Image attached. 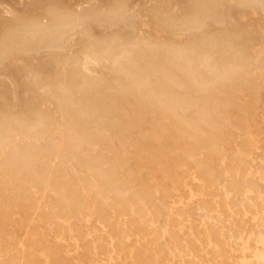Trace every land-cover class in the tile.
<instances>
[{
  "label": "bare ground",
  "instance_id": "6f19581e",
  "mask_svg": "<svg viewBox=\"0 0 264 264\" xmlns=\"http://www.w3.org/2000/svg\"><path fill=\"white\" fill-rule=\"evenodd\" d=\"M156 1L150 7L153 10ZM187 1L189 11L196 13L198 9L204 10L200 7L204 0ZM120 11L121 6L117 2L106 11L79 7L60 12L48 8L39 23L7 29L0 40V59L8 55L17 37L21 40L25 38L24 34L37 40L38 48L51 49L54 35L68 32L84 21L99 22L101 17L113 20ZM199 21L196 16L195 22ZM109 44L105 43L106 49L110 48ZM237 45L231 40L222 46L218 62L210 60L208 49L201 51L198 66L207 73L208 79L198 82L191 74L190 84L196 93L207 94L217 79L238 82L239 87L233 93L239 104L242 139L238 161L224 165L227 169L226 186L222 187L213 173L210 163L214 145L209 144L207 139H201L192 149L209 150V156L194 160L189 165L176 161L167 144L153 152V149H148L152 145L147 148V144H140L148 136H143L138 143L137 173L155 169L162 175L160 185L165 195H168L169 183L174 188L184 180L186 173H190L193 180L184 194L190 204L195 199L198 201L206 213V221L194 219L190 205L178 201L168 208L162 230H159L156 226L157 209L142 190L131 195L124 192L133 174L129 162L112 154L107 157L104 153H94V144L99 142V130L95 121L97 107L91 103L90 97L95 83L88 80L92 56L84 55L80 61H74L73 82L59 87L57 107L62 120L59 125L54 126V119L44 116L24 121L6 111L0 112V264H67L59 258L65 255V242L74 251L82 243L89 257L99 250L102 264H172L175 257L182 258L183 264H208L206 249L213 251L212 258L218 264H263L264 219L260 221L262 234L257 239L248 232L246 221H259V215L264 210V197L260 196L249 167L250 155L258 142L257 135L247 124L251 119L250 101L257 102L264 85V71L260 73L261 83L250 79L243 67L251 59ZM118 60L113 58L111 63L121 83L108 88V95L123 98L126 94H133L139 96L136 100H142L149 75L158 79L161 77L159 69L151 67L149 72L131 73L119 68ZM182 61V69L189 72L190 61L186 58ZM169 64L172 65V62ZM217 64L221 65L220 73ZM164 78L173 80L171 75ZM212 107L214 110L216 106ZM170 111L162 110L163 115ZM91 124L95 125L93 132L89 128ZM54 134L61 137L60 142L53 139ZM74 134L84 137L77 140L87 147L81 155L76 153L77 148L69 152L66 150V146L76 140ZM151 137L158 143L163 139L161 133H153ZM73 147L76 145L73 144ZM67 156L90 175L80 178V174L75 172L63 173L61 167ZM244 163L248 166L245 167ZM257 176L260 182H264V169ZM238 194L241 195L240 200ZM45 204L50 205L53 218L49 219ZM17 217L21 219L19 232L15 230ZM82 226L88 231L84 232ZM20 231L22 237L19 236ZM233 231L239 233L240 245L234 243ZM130 232L136 233L133 245L129 239ZM162 240L172 255H159L158 242ZM88 262L94 264L91 258Z\"/></svg>",
  "mask_w": 264,
  "mask_h": 264
},
{
  "label": "rangeland",
  "instance_id": "374dc122",
  "mask_svg": "<svg viewBox=\"0 0 264 264\" xmlns=\"http://www.w3.org/2000/svg\"><path fill=\"white\" fill-rule=\"evenodd\" d=\"M115 2L121 6L118 17L113 20L101 17L99 22L84 21L68 32L54 35L51 49L38 48L37 40H32L26 34L23 40L17 37L8 55L0 59V112L6 111L24 121L44 116L54 119V126L59 125L62 122L57 107L59 87L73 82L74 61H80L84 55L92 56L88 80L95 83L90 97L91 103L97 107L95 121L99 130V142L94 144V153H104L107 157L112 154L129 162L133 174L124 192L131 195L142 190L157 209L156 226L159 230H162L168 208L178 201L190 205L194 219L206 221V213L198 201L195 199L190 204L185 197L184 192L193 180L190 173L185 174L178 186L171 188V184H168L169 196L162 194L160 183L163 178L155 169L137 173L138 143L143 136H148L147 141L143 140L140 144H147V148L152 145L148 149H153V152L167 144L176 161L189 165L194 160L209 156V150L192 149L201 139H207L209 144L214 145L210 163L213 173L219 178L222 187L227 185V169L224 165L238 161L242 139L239 104L233 93L239 87L238 82L217 79L207 94H201L191 89V74L198 82L206 81L207 73L198 66L200 52L208 49L210 60L218 62L221 47L234 40L238 44L237 48L251 59L243 67L244 72L254 82H260V73L264 71V0H204L200 4L204 10L198 9L196 13L189 11L187 0H157L154 10L150 8L154 0H0V40L7 29L39 23L48 8L60 12L73 11L79 7L106 11ZM196 16L200 18L198 23L195 22ZM105 43H110V48L106 49ZM113 58L119 59V68L124 71L149 72L154 67L159 69L161 77L157 79L149 75V83L142 91V95H145L142 100H136L139 96L133 94L115 98L107 93L108 88L121 83L119 75L112 68ZM182 58L190 61L189 72L182 69ZM217 68L220 73L221 65L217 64ZM168 75L173 76V80L164 78ZM261 89L257 102L250 101L251 119L247 124L253 127L260 143L257 142L250 155L249 167L255 176L260 196L264 197V182H260L257 176L264 169V85ZM213 105L216 106L214 110ZM169 109L171 111L163 115L162 110ZM89 128L93 132L95 125L91 124ZM153 133H161L163 139L160 143L153 141ZM74 136L76 140L69 143L66 150L69 152L77 148L76 153L81 155L87 147L78 141L84 137ZM53 139L61 141L58 134H54ZM64 161L61 167L63 173L75 172L80 174V178L90 175L86 170L79 169L80 166L68 156ZM244 166L248 165L244 163ZM237 198L240 200L241 195L238 194ZM45 209L49 219L53 218L49 204H45ZM262 219L264 210L259 215V221H246L247 230L255 239L262 234ZM20 224L21 219L17 217V232L21 230ZM81 229L88 231L85 226ZM71 230L74 235V230ZM233 234L234 243L240 245L239 233L233 231ZM19 236H23L21 231ZM129 239L133 245L136 233L130 232ZM63 244L65 255L59 257L61 261L65 260L67 264H90L88 258H91L94 264H102L99 250L89 257L82 243L78 244L76 251L68 247L66 242ZM158 245L160 256L172 255L163 240ZM206 252L209 254L208 264H218L212 258L213 251L206 249ZM182 260L175 257L172 264H183Z\"/></svg>",
  "mask_w": 264,
  "mask_h": 264
}]
</instances>
